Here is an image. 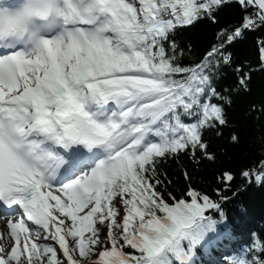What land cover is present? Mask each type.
I'll return each mask as SVG.
<instances>
[{
	"label": "snow or ice",
	"instance_id": "obj_1",
	"mask_svg": "<svg viewBox=\"0 0 264 264\" xmlns=\"http://www.w3.org/2000/svg\"><path fill=\"white\" fill-rule=\"evenodd\" d=\"M202 23V50L177 40ZM256 31L264 0H0V264H264V232L236 240L225 211L264 189V93L243 102L247 162L212 192L177 195L159 168L217 162L210 135L264 74V41L258 69L231 52Z\"/></svg>",
	"mask_w": 264,
	"mask_h": 264
},
{
	"label": "trees",
	"instance_id": "obj_2",
	"mask_svg": "<svg viewBox=\"0 0 264 264\" xmlns=\"http://www.w3.org/2000/svg\"><path fill=\"white\" fill-rule=\"evenodd\" d=\"M238 10L234 7L226 8L219 14L221 25L235 23ZM215 31L214 26L208 23L198 24L187 31L177 34L179 42H189L195 49L202 50L212 39ZM261 41H264V32H250L245 37L237 41L231 49L233 59L238 64L249 65L259 68L257 63L259 58V48ZM222 86L227 87L226 81H222ZM264 93V74L257 72L253 77V94L251 97L237 98L236 105L230 111V120L233 127L224 129V136L216 138L210 135L212 150L217 156L215 164L204 161L197 164L190 157L181 155L179 159H168L159 166L161 173L167 174L168 185L178 195L191 183L194 187L202 188L207 192H212L215 187V177L218 170L223 168L237 169L247 162L251 153V141L255 138V125L253 118L247 116L246 107L243 102L259 101ZM233 130L240 132L242 143L239 146L229 144V133ZM226 149V151H224ZM187 171L191 180H186L184 172ZM228 217V225L234 233L236 240L243 242L251 233L264 232V189L251 188L233 203L227 205L225 209ZM214 256H217L215 253ZM210 260L208 255L197 257V264H202L203 260Z\"/></svg>",
	"mask_w": 264,
	"mask_h": 264
},
{
	"label": "bare ground",
	"instance_id": "obj_3",
	"mask_svg": "<svg viewBox=\"0 0 264 264\" xmlns=\"http://www.w3.org/2000/svg\"><path fill=\"white\" fill-rule=\"evenodd\" d=\"M0 227H2V224H0Z\"/></svg>",
	"mask_w": 264,
	"mask_h": 264
}]
</instances>
